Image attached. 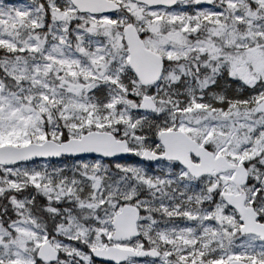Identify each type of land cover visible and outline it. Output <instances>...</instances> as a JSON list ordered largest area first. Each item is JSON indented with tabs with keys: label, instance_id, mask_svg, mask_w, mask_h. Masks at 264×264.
Segmentation results:
<instances>
[{
	"label": "snow or ice",
	"instance_id": "6c2138e0",
	"mask_svg": "<svg viewBox=\"0 0 264 264\" xmlns=\"http://www.w3.org/2000/svg\"><path fill=\"white\" fill-rule=\"evenodd\" d=\"M0 264H264V0H0Z\"/></svg>",
	"mask_w": 264,
	"mask_h": 264
}]
</instances>
